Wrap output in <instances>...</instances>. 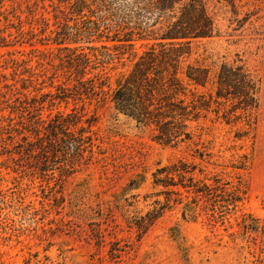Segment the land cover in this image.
Segmentation results:
<instances>
[{
	"label": "rangeland",
	"instance_id": "rangeland-1",
	"mask_svg": "<svg viewBox=\"0 0 264 264\" xmlns=\"http://www.w3.org/2000/svg\"><path fill=\"white\" fill-rule=\"evenodd\" d=\"M203 1L214 35L193 41L184 63H243L259 81L258 108L227 123L222 113L234 103H209L186 121L188 137L168 142L154 124L118 112L109 94L57 98L56 88L73 82L52 37L64 21L81 20L65 3L0 0V109L5 99L29 108L39 97L44 119L75 111L94 141L85 164L42 175L15 153L17 133L0 134V264H264V0ZM151 43L136 41L137 55ZM124 59L112 88L115 72L131 65ZM214 89L197 91L209 101ZM179 161L209 192L155 184L157 169Z\"/></svg>",
	"mask_w": 264,
	"mask_h": 264
},
{
	"label": "trees",
	"instance_id": "trees-1",
	"mask_svg": "<svg viewBox=\"0 0 264 264\" xmlns=\"http://www.w3.org/2000/svg\"><path fill=\"white\" fill-rule=\"evenodd\" d=\"M58 1L67 5L68 14L81 18L73 25L64 21L52 37V43L64 51L58 56L59 66L73 82L56 88L59 100H102L109 94L118 112L138 124H154L160 138L168 142L182 135L188 137L186 121L198 119L202 110L210 108L209 103H234L222 113L227 123L240 117L237 113L250 116L258 108L259 81L243 63L222 62L214 70L202 60L184 63L193 41L214 35V22L203 0ZM138 40L153 41L139 56L135 50ZM124 58L131 65L124 73L115 72L112 88L111 71L119 64L125 66ZM209 84L215 89L207 101L197 90ZM21 88L27 89L25 81ZM188 92L192 95L189 100ZM4 101L0 115L6 109L9 115L0 116L6 121L0 125V134L13 139L17 133L20 141L16 142L15 153L26 160L32 157L30 166L40 174H53L57 169L72 171L92 156L93 136L88 127L80 125L77 112H58L44 119L41 108L45 101L39 97L29 108L26 99ZM214 111L219 116V111ZM13 114L18 115L16 122ZM194 171L195 167L179 161L157 169L154 182L165 188L181 186L196 194L209 192V185L194 182ZM192 209L186 204V211Z\"/></svg>",
	"mask_w": 264,
	"mask_h": 264
}]
</instances>
